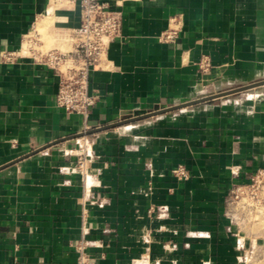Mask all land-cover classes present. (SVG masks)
<instances>
[{
  "label": "crops",
  "instance_id": "0c3cea01",
  "mask_svg": "<svg viewBox=\"0 0 264 264\" xmlns=\"http://www.w3.org/2000/svg\"><path fill=\"white\" fill-rule=\"evenodd\" d=\"M107 1L121 32L90 73L87 115L56 104L53 67L0 57V264H79L82 242L89 264H243L264 236L231 223L228 197L264 167V85L190 103L264 81V0ZM173 17L178 37L162 40ZM79 22L71 0H0V51L34 28L69 48Z\"/></svg>",
  "mask_w": 264,
  "mask_h": 264
},
{
  "label": "built area",
  "instance_id": "2783aa9c",
  "mask_svg": "<svg viewBox=\"0 0 264 264\" xmlns=\"http://www.w3.org/2000/svg\"><path fill=\"white\" fill-rule=\"evenodd\" d=\"M71 1L80 5V22L64 38L69 48H44L42 37L34 28L33 32L26 36L21 49H3L0 51V57L3 62L12 63L22 54H30L53 67L59 74L56 104L68 113L87 115L89 108L97 102V96L90 91V73L98 65L109 41L120 35L123 13L107 0ZM179 24V18H171L169 26L161 33L160 38L174 41L178 37ZM200 67L203 71H207L210 68L209 59H204ZM88 167L87 151L82 148L77 170L84 179L89 177ZM173 173L179 178L189 176L186 168L181 165L173 169ZM262 209H264V167L257 169L249 182L236 184L231 188L227 214L231 223L238 226L237 211L246 215ZM82 215L86 220V211L83 210ZM78 247L79 264H89L84 242Z\"/></svg>",
  "mask_w": 264,
  "mask_h": 264
},
{
  "label": "rangeland",
  "instance_id": "374dc122",
  "mask_svg": "<svg viewBox=\"0 0 264 264\" xmlns=\"http://www.w3.org/2000/svg\"><path fill=\"white\" fill-rule=\"evenodd\" d=\"M40 36L45 42L44 47H49L50 43L54 41L46 30ZM237 224V227L240 228L242 232L248 231L253 235L264 236V209L258 212L253 211L246 215L237 211ZM243 264H264V240L259 241L255 247L250 246L249 249H245Z\"/></svg>",
  "mask_w": 264,
  "mask_h": 264
},
{
  "label": "water",
  "instance_id": "95a60500",
  "mask_svg": "<svg viewBox=\"0 0 264 264\" xmlns=\"http://www.w3.org/2000/svg\"><path fill=\"white\" fill-rule=\"evenodd\" d=\"M258 85H264V81H260V82H257V83H254V84H251V85H246V86H242V87H239V88H236V89H233L231 91H228V92H225V93H221V94H218V95H212V96H206V97H202V98H199L197 100H194L192 101L190 104H194V103H198V102H201V101H205V100H209V99H212L214 97H217V96H223V95H227V94H231V93H235V92H239V91H244V90H247V89H250L252 87H255V86H258ZM183 105H176V106H171V107H159L157 106L154 110H136V111H133L132 113H129L126 115H124L123 118H133V117H148V116H152V115H156V114H160V113H164V112H168V111H172V110H175L179 107H181Z\"/></svg>",
  "mask_w": 264,
  "mask_h": 264
}]
</instances>
